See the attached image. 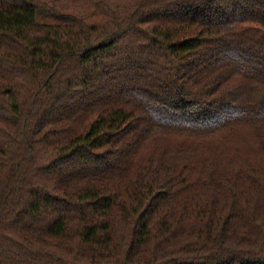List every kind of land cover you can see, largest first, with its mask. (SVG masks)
I'll list each match as a JSON object with an SVG mask.
<instances>
[{
    "label": "trees",
    "instance_id": "16d2710c",
    "mask_svg": "<svg viewBox=\"0 0 264 264\" xmlns=\"http://www.w3.org/2000/svg\"><path fill=\"white\" fill-rule=\"evenodd\" d=\"M0 264H264V0H0Z\"/></svg>",
    "mask_w": 264,
    "mask_h": 264
}]
</instances>
